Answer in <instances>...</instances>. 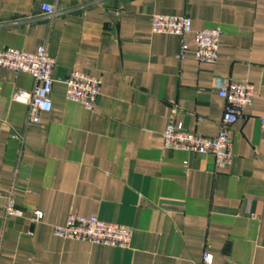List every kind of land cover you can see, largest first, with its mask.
Here are the masks:
<instances>
[{
	"label": "crops",
	"instance_id": "crops-1",
	"mask_svg": "<svg viewBox=\"0 0 264 264\" xmlns=\"http://www.w3.org/2000/svg\"><path fill=\"white\" fill-rule=\"evenodd\" d=\"M154 16L219 28L217 63L197 61L194 34H155ZM41 47L56 65L53 109L38 123L14 100L35 79L0 68V264H202L205 253L264 264V0H0V50ZM75 71L102 80L94 111L67 99ZM223 82L256 92L228 129L232 164L165 149L170 124L218 136ZM10 193L21 218L6 214ZM71 214L130 229L131 248L58 238Z\"/></svg>",
	"mask_w": 264,
	"mask_h": 264
},
{
	"label": "built area",
	"instance_id": "built-area-1",
	"mask_svg": "<svg viewBox=\"0 0 264 264\" xmlns=\"http://www.w3.org/2000/svg\"><path fill=\"white\" fill-rule=\"evenodd\" d=\"M42 11L47 18L57 16V11L48 4L42 5ZM152 29L155 34L182 39L194 34L197 61L214 65L219 59L222 37L219 28L193 32L192 21L187 17L154 16ZM188 52L189 47L183 44L179 57L183 59ZM55 65V60L44 47L35 52L16 49L0 50V68L15 74H29L37 83L34 92L19 91L14 95L16 102L29 106V120L32 123H38L42 113H49L53 109ZM65 85L69 101L81 104L88 111L95 110L101 95L102 80L100 78L75 71L69 75ZM255 94L254 86L248 82H223L220 85L219 96L226 102V107L218 136L207 138L187 132L182 125L170 124L163 134L164 148L212 156L217 168L229 167L233 161V144L228 129L244 118L245 112L253 106ZM259 122L260 129L264 133V117L260 118ZM6 214L9 217H23V212L16 207L13 193H10L8 198ZM43 220L44 214L37 210L33 212L30 219L33 223H40ZM54 234L63 240L86 242L122 250L130 249L133 241V232L124 226L76 214L69 216L65 226L55 228ZM213 262V255L205 253L202 264H213Z\"/></svg>",
	"mask_w": 264,
	"mask_h": 264
}]
</instances>
